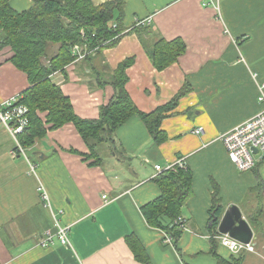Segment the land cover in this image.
<instances>
[{
	"label": "crops",
	"instance_id": "crops-1",
	"mask_svg": "<svg viewBox=\"0 0 264 264\" xmlns=\"http://www.w3.org/2000/svg\"><path fill=\"white\" fill-rule=\"evenodd\" d=\"M110 1L91 0L94 5ZM121 1L122 28L148 27L150 35L125 34L115 47L101 51L102 66L114 71L133 59L125 90L144 114L185 88L161 121L166 140L156 143L134 115L116 130L112 143L100 144L96 164L74 126L66 124L37 139L25 159L12 155L14 141L0 124V264H264V230L258 244L251 241L256 253L234 255L216 238L219 221L212 219L218 211L220 219L229 205L246 211L245 220L251 218L256 199L241 205L253 188L264 204V160L240 172L220 140L264 108L258 101V87L264 84V0ZM32 5L31 0H10L17 12ZM157 36L185 45L163 70L148 57ZM58 48L52 45L49 55ZM6 57L0 53V102L19 97L29 86L25 74L3 61ZM79 65L53 73L50 81L70 99L77 116L97 118L113 89L97 88L90 79L84 85ZM198 127L203 134L192 133ZM178 161L192 174V192L180 215L187 231L177 232L176 245H169L140 209L160 194L154 167ZM29 163L36 166L34 172ZM55 220L69 228L71 248L56 238L50 246L39 245L45 231L56 232ZM131 246H138L147 262L135 259Z\"/></svg>",
	"mask_w": 264,
	"mask_h": 264
},
{
	"label": "trees",
	"instance_id": "trees-1",
	"mask_svg": "<svg viewBox=\"0 0 264 264\" xmlns=\"http://www.w3.org/2000/svg\"><path fill=\"white\" fill-rule=\"evenodd\" d=\"M31 1L33 5L30 9L17 12L10 6V0H0V53L6 52L7 57L3 61L23 71L29 85L16 103L28 108L29 125L19 135L22 146L25 149L32 148L35 141L44 138L48 131L72 124L86 144L89 156L98 164L100 144L112 143L116 130L134 115L141 117L156 143L164 142L166 136L159 130L161 121L175 108L186 90L181 88L176 97L153 112L141 113L125 90L128 81L126 70L133 64V59L119 63L109 79L102 72H94L95 87L110 85L113 89L112 98L99 108L97 118L84 119L77 116L70 99L59 86L50 81L53 73L63 71L73 62L72 46L86 44L89 50H96L90 57L94 59L103 49L115 47L125 34L135 32L149 36L148 27L142 28L143 31L134 27L126 32L121 26L124 8L121 0L100 5H94L91 0ZM81 30L84 37L81 36ZM153 39L155 40L148 51V57L157 70L173 64L185 51V45L179 39L166 41L158 36ZM53 44L59 45V48L54 55H49ZM47 54L48 67L41 60ZM86 70L89 69L86 67ZM153 182L160 194L141 207L142 216L150 227L171 234L176 245L179 231L175 230L173 220L181 215V210L191 195L192 174L188 169L166 171L158 174ZM214 209L212 207L210 212ZM165 219L171 223L165 224ZM131 247L135 259L147 262L141 259L142 251L137 250L138 246Z\"/></svg>",
	"mask_w": 264,
	"mask_h": 264
},
{
	"label": "built area",
	"instance_id": "built-area-1",
	"mask_svg": "<svg viewBox=\"0 0 264 264\" xmlns=\"http://www.w3.org/2000/svg\"><path fill=\"white\" fill-rule=\"evenodd\" d=\"M81 36L84 37V33L80 31ZM84 49L81 46H72L71 54L72 56H83ZM259 96L258 101L264 106V84L259 85ZM18 97H12L8 100L0 102V124L4 127L8 134L12 137L15 147L12 152L13 156H23L26 157V149L22 147L18 140L20 134H22L28 126V108L26 106H16ZM204 130L201 127L196 128L192 133L195 135L203 134ZM220 140L226 149L227 155L231 163L240 172H246L252 170L257 163L264 160V108L254 117L245 121L244 123L236 126L232 130L223 134ZM252 149L256 150L253 153ZM30 170L34 172L36 166L30 164ZM177 169L186 170V166L178 161L174 165H168L166 167H160L156 165L154 170L157 174L166 171L175 172ZM42 199L46 201V206L48 205V197L43 194ZM102 199L106 202V196L102 195ZM186 220L182 216H177L173 220V225L176 227L177 231L180 233L187 231ZM54 227L56 232L52 234L50 231H45L43 233L42 239L39 241L41 247H47L53 244L54 238L64 247L71 248V244L68 238V227H62L59 225L57 220L54 221ZM220 244L225 247L231 254L239 255L242 252L256 253L255 246L251 243H241L232 238L227 234H219L216 237ZM162 240L164 243L169 245H174V237L171 234L166 233L162 230Z\"/></svg>",
	"mask_w": 264,
	"mask_h": 264
},
{
	"label": "rangeland",
	"instance_id": "rangeland-1",
	"mask_svg": "<svg viewBox=\"0 0 264 264\" xmlns=\"http://www.w3.org/2000/svg\"><path fill=\"white\" fill-rule=\"evenodd\" d=\"M53 45H56V44H53ZM81 48L85 50V51H83L84 58L81 59L80 56H76V57L73 56V58H74L73 62H71L66 67L73 66V65L76 66L77 64H81V65H79V68L81 70V71H79V75L82 78L84 85L89 86V83L85 82V81H87L88 79L93 81L94 80V72H96V71L102 72L104 75L106 74L107 76L113 72V71H110L109 69L105 70V67L102 66L105 64L102 63L103 61H102V58L100 55V54H102L101 52H100L99 56L97 55L98 56L97 58L93 59V58H90V57H92L91 53L92 54H93V52L95 53L96 50L95 51L89 50L87 48L86 44H82ZM41 60L45 66H47V67L49 66L48 54H47V56L43 57ZM83 66L85 68L87 67L91 71H89L88 74H86L85 70L83 69ZM19 72L25 74L23 71H19ZM25 90H23V91H25ZM22 92H21L20 96L17 98L18 102H19L20 97H22ZM19 105H21V104H17L16 106H19ZM22 106H24V105H22ZM28 125H29V123H28ZM18 140H19V137H18ZM19 142H20V140H19ZM30 164H33V163H30ZM245 195H246V197H245L244 203L241 205L242 206L241 208L244 207L245 203L256 199L255 209L252 213H250L251 218L246 217L247 218L246 221L248 222V224L251 227L252 232H253L252 243L258 244V239H260L262 237L261 234L263 233V230H264V211L262 210V207L264 206V204L261 201L262 197L259 196L258 188H253V189L247 191ZM246 208H248V205H246ZM245 213H246V211H244L243 216ZM246 216H249V215H246ZM255 250H256V247H255Z\"/></svg>",
	"mask_w": 264,
	"mask_h": 264
},
{
	"label": "water",
	"instance_id": "water-1",
	"mask_svg": "<svg viewBox=\"0 0 264 264\" xmlns=\"http://www.w3.org/2000/svg\"><path fill=\"white\" fill-rule=\"evenodd\" d=\"M252 151L256 153L255 149H252ZM36 154V152L32 153V155ZM40 156L39 158H42V155ZM213 221H219L218 232L220 234H227L230 238L241 243L252 241V229L244 219L242 211L236 205L227 206L222 217L218 219V216H214Z\"/></svg>",
	"mask_w": 264,
	"mask_h": 264
}]
</instances>
